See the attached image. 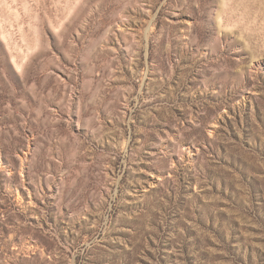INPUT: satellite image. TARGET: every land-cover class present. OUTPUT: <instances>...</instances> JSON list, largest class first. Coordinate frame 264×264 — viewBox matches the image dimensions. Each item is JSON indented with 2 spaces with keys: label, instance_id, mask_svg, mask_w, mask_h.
Wrapping results in <instances>:
<instances>
[{
  "label": "rangeland",
  "instance_id": "374dc122",
  "mask_svg": "<svg viewBox=\"0 0 264 264\" xmlns=\"http://www.w3.org/2000/svg\"><path fill=\"white\" fill-rule=\"evenodd\" d=\"M0 264H264V0H0Z\"/></svg>",
  "mask_w": 264,
  "mask_h": 264
}]
</instances>
